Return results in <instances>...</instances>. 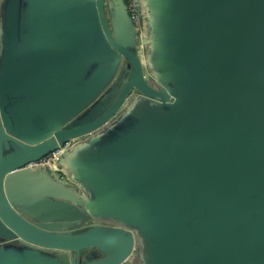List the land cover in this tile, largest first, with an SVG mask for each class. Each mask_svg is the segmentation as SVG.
Segmentation results:
<instances>
[{
	"label": "water",
	"instance_id": "water-1",
	"mask_svg": "<svg viewBox=\"0 0 264 264\" xmlns=\"http://www.w3.org/2000/svg\"><path fill=\"white\" fill-rule=\"evenodd\" d=\"M133 1L0 0V264H264V0Z\"/></svg>",
	"mask_w": 264,
	"mask_h": 264
},
{
	"label": "built area",
	"instance_id": "built-area-1",
	"mask_svg": "<svg viewBox=\"0 0 264 264\" xmlns=\"http://www.w3.org/2000/svg\"><path fill=\"white\" fill-rule=\"evenodd\" d=\"M126 2H127V6H128L129 11H130L131 18H132V21H133L134 25L141 32V34H143V31H144L143 20L139 16V14H138V12H137V10L135 8L134 1L133 0H126ZM61 152H62V149L57 150L55 152H52L51 154L46 156L44 159L40 160L37 163H33L30 166L39 167V168H45V169L49 170V172L53 176L58 177L57 175L60 172H61V175L64 174L63 169H61V167H59L58 164H57L58 159H59V157L61 155Z\"/></svg>",
	"mask_w": 264,
	"mask_h": 264
},
{
	"label": "crops",
	"instance_id": "crops-1",
	"mask_svg": "<svg viewBox=\"0 0 264 264\" xmlns=\"http://www.w3.org/2000/svg\"><path fill=\"white\" fill-rule=\"evenodd\" d=\"M149 58H151V59H153V53L150 55L149 54ZM42 72H44V70L42 69L41 70ZM116 78H117V76H115V80H116ZM114 80V79H113ZM114 80V81H115ZM113 81V82H114ZM68 82L69 83H71V84H73V82L74 81H72L71 80V77H69V79H68ZM113 82H110L109 83V85L90 103V105L88 106V108H90L91 106H93L98 100H100L108 91H109V89L111 88V86L114 84ZM57 91H59V92H62V90H57ZM71 91V90H70ZM130 103L128 102L127 103V105H126V107L125 108H131V106L132 105H129ZM122 113V112H121ZM126 123V122H125ZM66 172V171H65ZM107 222V221H106ZM107 225H114V223H113V221H108V223H107ZM50 254V256H56V254L55 253H49ZM135 261H137V257H136V255H132V258L130 259V262H129V264H132L133 262H135Z\"/></svg>",
	"mask_w": 264,
	"mask_h": 264
},
{
	"label": "rangeland",
	"instance_id": "rangeland-1",
	"mask_svg": "<svg viewBox=\"0 0 264 264\" xmlns=\"http://www.w3.org/2000/svg\"><path fill=\"white\" fill-rule=\"evenodd\" d=\"M149 72H146V76L147 78L150 79L149 77ZM90 224H102L100 221H92L89 223ZM103 225V224H102ZM102 255L101 253H98V252H95L93 250H88V251H82L81 254H80V263H82L83 259H91V258H95V259H98V258H101Z\"/></svg>",
	"mask_w": 264,
	"mask_h": 264
},
{
	"label": "flooded vegetation",
	"instance_id": "flooded-vegetation-1",
	"mask_svg": "<svg viewBox=\"0 0 264 264\" xmlns=\"http://www.w3.org/2000/svg\"><path fill=\"white\" fill-rule=\"evenodd\" d=\"M125 1V4L127 5V2H126V0H124ZM128 7V6H127ZM128 13H129V15H130V17H131V14H130V11H129V9H128Z\"/></svg>",
	"mask_w": 264,
	"mask_h": 264
}]
</instances>
